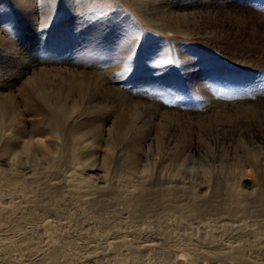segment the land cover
Segmentation results:
<instances>
[{
	"label": "rangeland",
	"instance_id": "obj_1",
	"mask_svg": "<svg viewBox=\"0 0 264 264\" xmlns=\"http://www.w3.org/2000/svg\"><path fill=\"white\" fill-rule=\"evenodd\" d=\"M153 1L163 6L173 3L171 6L175 11L186 9L188 13H197L203 20L209 14L208 4L215 6L218 3L222 7L215 8H221L222 12H217L231 26L235 24L234 16L249 22L244 37L251 35V27L254 26L260 35L264 33V0ZM79 3L83 8L78 16L82 15L80 18L88 20L89 26L86 24L85 28L82 27L85 21H76L74 15H70L66 21L69 27L64 29L68 35L64 43H50L52 35L48 32L51 26L62 24L60 16L42 25L47 33V42L43 47L37 45V51L40 50V54L47 57L46 60L57 65L94 70L109 80L121 79V82L114 84L126 95L180 113L205 114L215 104L231 103L230 99L256 103L264 100L263 69L243 68L228 58V53L218 50L209 42L166 35L153 29L140 17L129 0H80ZM74 27H82L83 35L76 38ZM12 37L16 40L21 38L15 35ZM91 39L96 45L92 52H87L91 48ZM75 49H79L82 57L87 58L86 63L91 60L88 63L91 68L85 69V64L81 62L79 65L80 58L75 59L73 56ZM198 51H201L200 55L196 54ZM186 58L193 63L204 64L203 71L198 73L203 82L193 85L191 78L196 73L186 70L189 65H184ZM157 61L161 63H155ZM153 65L154 72L159 73L158 79L143 76V80L139 77V72H146L145 69ZM7 68L24 71L26 65L19 61ZM6 69L3 68L2 72ZM207 73L216 81L211 82ZM202 86L205 88L201 89ZM197 108L202 109V112ZM245 116H225L222 120L229 122L223 126L226 129L217 127L215 132L209 131L207 134L212 137L223 135L231 127L237 129L239 135L245 134L254 126L253 120ZM121 146L117 144L118 152L122 159L127 157L128 160L126 158L124 160L127 163H119L114 167V182L120 178L122 180V173L129 168L131 157H145L141 151L132 153L129 143ZM23 162L25 159L11 162L18 172L17 176L0 174V264H264V209L258 206L255 197L247 196L246 204L237 208L227 204L228 199L222 191L216 198L218 208H207L202 199L192 198L190 190H178L173 194L175 197L167 198L163 190L166 186L159 179L154 181L149 191L135 195V198L134 195L122 196L118 191L87 194L72 191L73 188L62 178L40 176L37 179L26 176L25 179V176L19 174V166L24 165ZM179 163L173 161L170 164L172 169L182 167L184 172L187 171V175H180L178 181L181 183L178 187L182 189L187 185L188 188H195L188 174L193 170L197 174L206 165L187 163L183 166ZM235 164L243 166L227 158L223 164L218 162L206 168H215L217 174H222L219 177L222 185L226 180L233 184L241 168H234ZM171 166L165 165L158 171L162 169L160 172L165 173H161L170 175L173 173ZM232 168L238 169L235 170L237 173ZM253 169L248 167L246 175L244 172L243 185L249 187L257 179L264 190V182H261ZM133 172L138 173L136 170ZM48 222L55 227L53 237L45 228Z\"/></svg>",
	"mask_w": 264,
	"mask_h": 264
},
{
	"label": "bare ground",
	"instance_id": "obj_2",
	"mask_svg": "<svg viewBox=\"0 0 264 264\" xmlns=\"http://www.w3.org/2000/svg\"><path fill=\"white\" fill-rule=\"evenodd\" d=\"M79 1L0 0V174L17 176L18 172L11 162L15 159H25L24 165L19 166V174L25 176V179L26 176L37 179L40 176L62 178L73 188L72 191L87 194L118 191L122 196L134 195L135 198V195L149 191L154 181L159 179L166 186L162 187L165 188L163 190L167 198L178 190H190L193 199L200 198L205 207L216 209V198L224 191L229 206L242 208L248 200L247 196H250L257 198L256 203L264 209V190L257 179L249 187L242 183L243 174L245 172L246 175L248 167H253L257 177L264 182V100L256 103L230 99L231 103L215 104V107L205 114L180 113L164 110L153 103L126 95L114 84L121 82V79L109 80L94 70L57 65L49 59L46 60L47 57H43L40 50L37 51V45L43 47L47 42V33L42 25H47L53 17L60 16L62 24L51 26L48 32L52 35L50 43H64L68 36L64 29L69 27L66 21L70 15H74L76 21H85L82 24L84 28L90 23L80 18L82 15L78 16L83 8ZM129 1L153 29L166 35L209 42L218 50L228 53L227 57L243 68L264 70V33L260 35L254 26L251 27L253 34L244 37L249 22L234 16L235 24L231 26L230 22L224 21L225 18L217 12H222L221 8H215L221 6L220 4H208L209 14L206 20H203L197 13H188L186 9L175 11L171 6L173 3L163 6L153 0ZM82 27L73 28L76 38L80 34L83 35ZM13 35L21 38L16 40ZM94 45L96 44L92 40L91 48L87 52H92ZM73 52L75 59L80 58L79 65L85 64V69L92 67L88 65L91 60L86 63L87 58L82 57L79 49ZM196 54L200 55L201 51ZM19 61L25 62L26 70L13 69L16 68L14 66L12 69L7 68ZM155 63L160 64L161 61ZM184 65H188V72L196 73L191 78L193 85L204 81L199 77L201 74H198L203 71V63H193L191 59L186 58ZM3 68H7L5 72H2ZM153 68L154 65L145 69L146 72H139V77L143 80V76L158 79L159 73L154 72ZM210 81L216 80L211 77ZM233 90L230 92L235 91ZM225 116L250 118L253 120V129L239 135L238 130L231 127V124L226 134H213V137L207 134L209 131L215 132L217 127L226 129L223 126L229 122L222 120ZM124 143L132 146V153L141 151L145 157H131L129 168L122 173V180L120 178L114 182V167L119 163H127L124 160L127 157L122 159L117 148V144L122 147L121 144ZM227 158H232L243 166L235 164L234 168L241 167L240 170L235 169L239 172L235 182L230 184L226 180L222 185L221 178L219 179L222 174L219 175L215 168L206 166H213L218 162L223 164ZM173 161H178L183 166L187 163L206 165L201 172L194 174L193 170L188 174L195 188H188L187 185H182V189L178 187L181 183L178 181L180 175L184 176L187 171L184 172L182 167L172 169L170 164ZM165 165L171 166L172 174L165 175L164 171L160 172L162 169L158 171ZM135 170L138 171L137 174H134ZM45 228L53 237L54 225L48 222Z\"/></svg>",
	"mask_w": 264,
	"mask_h": 264
}]
</instances>
